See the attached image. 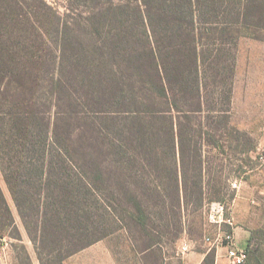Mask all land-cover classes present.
I'll return each mask as SVG.
<instances>
[{
	"label": "trees",
	"instance_id": "obj_1",
	"mask_svg": "<svg viewBox=\"0 0 264 264\" xmlns=\"http://www.w3.org/2000/svg\"><path fill=\"white\" fill-rule=\"evenodd\" d=\"M259 29L264 0H67L64 14L0 0V171L41 264H65L118 218L145 230L159 205L178 240L184 205L220 199L204 147L225 151L230 46ZM5 237L22 241L0 184Z\"/></svg>",
	"mask_w": 264,
	"mask_h": 264
},
{
	"label": "rangeland",
	"instance_id": "obj_2",
	"mask_svg": "<svg viewBox=\"0 0 264 264\" xmlns=\"http://www.w3.org/2000/svg\"><path fill=\"white\" fill-rule=\"evenodd\" d=\"M46 1L54 9L64 14L67 0ZM263 30H254L257 38L242 37L238 42L237 51L234 43L230 46L233 49L232 54L236 52L232 110L226 124L220 122L221 125L215 127L218 130L217 137L221 140L225 151H219L211 146L204 147L209 162L208 176L212 174L213 179L221 186L220 199L205 200L203 204L192 202L187 206L184 205L182 218H184L185 231H182L178 240L175 241L170 235V230L175 231L176 227L173 229L170 226L168 231L165 230L164 224L167 222V215L164 213L162 205L156 207L157 211L152 213L145 230L130 217L116 219L106 228V230L111 229L113 232L103 241L94 244L110 246L113 251H116V256L120 259L121 264H181V259H177L175 255L177 251H181V247L185 243L191 251H207L210 245L205 242V237L211 234L213 226L208 222L206 213L208 204L213 201H221L225 204L226 216L234 217V224L243 225L244 223L245 228L251 230L252 236L248 240L253 248L251 261L254 264H264ZM235 32L237 29L232 32V41L235 40ZM208 176L205 179L206 185L215 183L208 180ZM236 180L239 185L248 180L249 183L256 184L259 188L253 190L248 188L249 197L239 202L237 194L243 193L245 187L242 185L238 188L234 187L233 183ZM0 184L22 233V241H16L10 237L4 238V244L0 247V264H17L16 256H19L18 263L27 264L25 250L29 252L33 264H41L34 244L24 229L1 171ZM253 198L255 203L252 202ZM177 211L180 215L181 210ZM157 231H164V236L161 235L162 241L149 247L151 236L158 238L156 236ZM15 244H17L16 247L13 246ZM217 262L215 261V264ZM49 264L54 263L50 262Z\"/></svg>",
	"mask_w": 264,
	"mask_h": 264
},
{
	"label": "crops",
	"instance_id": "obj_3",
	"mask_svg": "<svg viewBox=\"0 0 264 264\" xmlns=\"http://www.w3.org/2000/svg\"><path fill=\"white\" fill-rule=\"evenodd\" d=\"M241 185L245 188L243 190V193L237 194L239 202L242 199L246 200V197H249L250 192L248 191V188H251V190L259 188L258 185L249 183L248 180H245L244 183L242 182ZM252 202H256L254 198ZM233 230L236 234L238 245L241 247H246L249 243L248 240L252 236L251 230L246 229L244 223L243 225H238L237 223H235V225L233 226ZM212 251H214L216 262L218 261L219 263L220 261L219 264H225L227 262L226 248H219L218 250ZM209 252V249L205 252H196L189 250L186 253H182L179 250L176 252L175 256H177V259H181V264H203V261ZM116 254V251H113L110 246L93 244L70 256L65 261V264H121L120 259L117 258Z\"/></svg>",
	"mask_w": 264,
	"mask_h": 264
},
{
	"label": "built area",
	"instance_id": "obj_4",
	"mask_svg": "<svg viewBox=\"0 0 264 264\" xmlns=\"http://www.w3.org/2000/svg\"><path fill=\"white\" fill-rule=\"evenodd\" d=\"M241 185V183H240ZM238 181L233 186L240 187ZM207 220L213 226L210 235L205 237V242L210 245L209 250L226 248L227 262L225 264H249V251L247 247L238 245L236 234L233 230L235 225L234 217L226 216V206L223 202H210L207 206ZM189 251V246L185 243L181 247V252ZM216 264H219L218 262Z\"/></svg>",
	"mask_w": 264,
	"mask_h": 264
}]
</instances>
